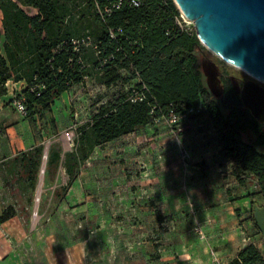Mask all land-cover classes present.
Returning a JSON list of instances; mask_svg holds the SVG:
<instances>
[{"label":"rangeland","instance_id":"rangeland-1","mask_svg":"<svg viewBox=\"0 0 264 264\" xmlns=\"http://www.w3.org/2000/svg\"><path fill=\"white\" fill-rule=\"evenodd\" d=\"M199 55L226 75L264 86L206 46ZM26 87L10 80L0 101V217L14 209L0 225L7 244L1 258L12 256L15 264H228L254 244L264 260L260 186L225 154L204 105L177 122L165 115L96 147L72 182L64 167L55 181L44 174L39 195L38 186L29 190L19 167L7 163L39 144L59 141L72 150L78 128L128 87H107L94 74L49 107L35 106L27 118L15 104ZM72 130L76 135L66 137Z\"/></svg>","mask_w":264,"mask_h":264},{"label":"trees","instance_id":"trees-1","mask_svg":"<svg viewBox=\"0 0 264 264\" xmlns=\"http://www.w3.org/2000/svg\"><path fill=\"white\" fill-rule=\"evenodd\" d=\"M116 1L0 0V41L4 39L0 45V101L10 80L27 83L20 95L25 98L27 117L35 106L49 107L94 74L107 87H128L78 128L72 150L66 151L59 141L50 144L45 181H55L60 167L74 181L96 147L148 126L155 102L162 109L156 111L157 116L171 111L182 115L203 104L223 151L243 175L257 180L264 198V129L243 108L239 97L219 99L211 93L199 55L204 45L196 31L190 33L178 25L180 10L175 1L139 0V6L125 1L108 14L106 8ZM26 8L36 9L37 14L31 15ZM86 35L92 36L98 49L83 46L76 51L72 38ZM132 82L147 85L146 100L129 99ZM249 134L255 141L245 138ZM44 154L45 146L39 144L7 163L19 167L29 190L37 189ZM59 188L54 191L56 196ZM13 214L14 209L8 208L0 225ZM252 220L261 234L254 215ZM228 264H264V260L259 249L249 244Z\"/></svg>","mask_w":264,"mask_h":264},{"label":"water","instance_id":"water-1","mask_svg":"<svg viewBox=\"0 0 264 264\" xmlns=\"http://www.w3.org/2000/svg\"><path fill=\"white\" fill-rule=\"evenodd\" d=\"M195 22L201 43L235 67L264 80V0H174ZM211 92L218 96L219 68L203 62ZM244 105L264 123V86L251 81L242 90ZM49 147H45L46 167ZM41 168L39 181L45 168Z\"/></svg>","mask_w":264,"mask_h":264},{"label":"built area","instance_id":"built-area-1","mask_svg":"<svg viewBox=\"0 0 264 264\" xmlns=\"http://www.w3.org/2000/svg\"><path fill=\"white\" fill-rule=\"evenodd\" d=\"M125 1H129L132 5H135V6H139L140 5V1L139 0H117L113 4V7H107L105 11L108 14H110L112 12L113 8H120ZM179 10H180V15L177 17L178 25L183 30H186V31H188L190 33H193L194 31H196L194 20L191 17H189L187 14H185L180 8H179ZM111 35H112V37L116 36L115 32L113 30L111 31ZM72 44H73L74 49L76 51H79L80 48L83 47V46L93 47L94 49H98V45L96 44L95 40L92 38L91 35H86V36L79 37V38H72ZM138 82L141 83L142 81L139 80ZM9 83H10V81L7 84L9 85ZM129 90H131V92L129 94V99L132 102H138V101L146 100L147 99V93L150 91L145 83H142L139 86L131 85L129 87ZM15 104L17 106L18 112L23 117H27L28 111H27V106H26V103H25V98L20 96L16 100ZM202 105L203 104H200L197 107H193V108L189 109L187 112H185L182 115H177L174 111H171L169 119L171 120V122H177L181 118H187L188 116H191L194 112H196V110H200ZM157 110L162 111L161 106L157 102H155V104H154V106L152 108V111H151V113L153 115L152 122L153 121L154 122L159 121L160 118L165 117V115L157 116L156 115V111ZM75 135H76V131L75 130L66 132V137H68V138H70L71 136H75Z\"/></svg>","mask_w":264,"mask_h":264},{"label":"flooded vegetation","instance_id":"flooded-vegetation-1","mask_svg":"<svg viewBox=\"0 0 264 264\" xmlns=\"http://www.w3.org/2000/svg\"><path fill=\"white\" fill-rule=\"evenodd\" d=\"M203 62H206L207 64L211 65V63H215L218 68H219V75H218V80H219V84L221 85V92L218 96H215L212 92V94L219 99L224 98L226 95H235L237 97H239L242 100V90L245 87L246 84H249L251 81H255L254 79L251 78H242L239 76H235V75H230V74H225L224 70L221 68V66L219 64H217L216 62L212 61L211 59L203 56L201 58V64L203 67ZM205 75V74H204ZM205 80L207 83V86L209 88V84H208V78L205 75ZM256 82V81H255ZM210 89V88H209ZM211 91V90H210ZM243 102V100H242ZM243 108L244 109H248L250 111L249 108H247L244 103H243ZM251 112V111H250ZM252 114V113H251ZM255 118V117H254ZM257 120V119H256ZM258 121V120H257ZM261 123V122H260ZM263 129H264V123H261ZM253 140L255 141V136L252 135Z\"/></svg>","mask_w":264,"mask_h":264},{"label":"crops","instance_id":"crops-1","mask_svg":"<svg viewBox=\"0 0 264 264\" xmlns=\"http://www.w3.org/2000/svg\"><path fill=\"white\" fill-rule=\"evenodd\" d=\"M6 245L7 244L4 241V239L2 238V235L0 233V264H15V262L13 261V257L12 256H8V257H6L4 259L1 258L4 255V249H5Z\"/></svg>","mask_w":264,"mask_h":264},{"label":"bare ground","instance_id":"bare-ground-1","mask_svg":"<svg viewBox=\"0 0 264 264\" xmlns=\"http://www.w3.org/2000/svg\"><path fill=\"white\" fill-rule=\"evenodd\" d=\"M254 78H257V79H259V80H262V81H264L263 79H261V78H258V77H256V76H253ZM69 140V139H68ZM66 141V140H65ZM68 143V142H67ZM43 167L46 169V167L43 165ZM44 174H45V171H44V173L41 175V179H40V181H39V185H38V193H39V195H40V193L42 192V187H43V181H44ZM38 195V194H37ZM39 195H38V197H39ZM38 200V199H37Z\"/></svg>","mask_w":264,"mask_h":264}]
</instances>
